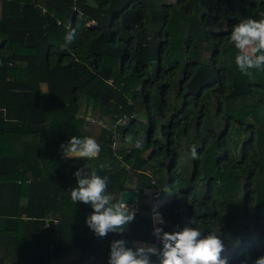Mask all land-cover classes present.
<instances>
[{
	"label": "trees",
	"instance_id": "16d2710c",
	"mask_svg": "<svg viewBox=\"0 0 264 264\" xmlns=\"http://www.w3.org/2000/svg\"><path fill=\"white\" fill-rule=\"evenodd\" d=\"M262 13L264 0H0V264H108L115 239L160 247L153 209L164 231L215 233L229 264L264 254V70L242 74L229 43ZM72 136L99 156L65 157ZM85 165L113 202L138 190L122 235H94L91 206L71 200Z\"/></svg>",
	"mask_w": 264,
	"mask_h": 264
},
{
	"label": "clouds",
	"instance_id": "9594fccd",
	"mask_svg": "<svg viewBox=\"0 0 264 264\" xmlns=\"http://www.w3.org/2000/svg\"><path fill=\"white\" fill-rule=\"evenodd\" d=\"M75 36V29L68 31L64 47L72 43ZM229 43L238 50L235 64L242 74L250 75L252 69L264 70V19L248 18L236 24L230 33ZM143 143L144 133L141 132L135 146L140 148ZM61 149L67 158L91 160L99 156L101 146L94 138L72 136L61 145ZM191 155L193 159L198 158L194 147ZM73 175L76 187L70 191L71 200L90 205L93 210L85 219L88 228L99 238L106 237L110 232L122 235L125 226L135 220L137 209L129 207L123 200L113 202L115 197L106 192L108 177H100L90 165L78 168ZM152 220V235L159 241L160 247L139 243L131 248L125 239H115L110 243L108 264H157L152 256L157 257L158 264H229V259L221 255L226 250L225 245L215 233L202 235L199 226L164 231L157 225L166 222L155 209ZM189 224H197V221L190 218ZM239 264H264V254L253 258L245 253Z\"/></svg>",
	"mask_w": 264,
	"mask_h": 264
},
{
	"label": "water",
	"instance_id": "95a60500",
	"mask_svg": "<svg viewBox=\"0 0 264 264\" xmlns=\"http://www.w3.org/2000/svg\"><path fill=\"white\" fill-rule=\"evenodd\" d=\"M139 199V192L136 189H124L119 193V201L136 202ZM128 225L125 226L124 232L128 230Z\"/></svg>",
	"mask_w": 264,
	"mask_h": 264
},
{
	"label": "rangeland",
	"instance_id": "374dc122",
	"mask_svg": "<svg viewBox=\"0 0 264 264\" xmlns=\"http://www.w3.org/2000/svg\"><path fill=\"white\" fill-rule=\"evenodd\" d=\"M44 86V85H43ZM44 88V87H43ZM155 190H152V189H145L143 192V198L141 199V200H143V201H146V202H148L149 201V199H150V196L151 195H153V192H154ZM128 205H129V207H133V208H136L137 207V204L136 203H134V202H128L127 203ZM153 212V211H152ZM137 244H139V243H137Z\"/></svg>",
	"mask_w": 264,
	"mask_h": 264
}]
</instances>
